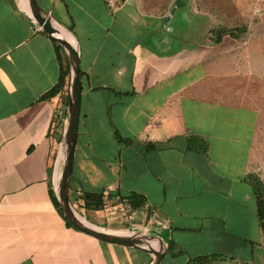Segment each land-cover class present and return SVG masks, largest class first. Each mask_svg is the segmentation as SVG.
Masks as SVG:
<instances>
[{"label":"crops","instance_id":"obj_1","mask_svg":"<svg viewBox=\"0 0 264 264\" xmlns=\"http://www.w3.org/2000/svg\"><path fill=\"white\" fill-rule=\"evenodd\" d=\"M38 2L80 56L73 205L93 216L104 209L83 208L86 193L104 194L107 210L131 208L121 199L143 196L147 223L155 215L165 228L161 264L168 255L191 256L188 264L204 256H219L214 264L264 260L257 199L247 181L260 114L226 99L220 47L195 39L193 23L181 22L184 12L172 14L177 0L165 8L153 0ZM68 66L64 90L45 98ZM71 81L69 55L24 2L0 0V264L95 262L96 251L77 243L99 240L69 227L51 198ZM142 253L144 264L155 260Z\"/></svg>","mask_w":264,"mask_h":264},{"label":"rangeland","instance_id":"obj_2","mask_svg":"<svg viewBox=\"0 0 264 264\" xmlns=\"http://www.w3.org/2000/svg\"><path fill=\"white\" fill-rule=\"evenodd\" d=\"M153 1L165 8L170 0ZM177 2L172 5V14L175 11H179V14L184 12L186 20L179 16L182 20L180 21L188 25L190 22L193 23L194 38L209 40L211 46H219V53L224 54L218 61H222L219 64V73L227 74L224 86L226 85L230 95L226 99L230 98L241 108L244 106L259 111L257 143L253 150L248 176H255L264 186V0H177ZM221 30L233 32L232 35L226 34L220 43H216L218 35L213 36L211 31ZM211 54H214L213 51ZM211 59L213 60L212 56ZM71 204L83 219L95 225L89 220L92 219L108 232L134 234L141 230L144 233L142 235L162 239L165 228L156 221L158 217L155 215L148 224V215L144 209L136 212L137 210L119 204L108 210L104 208L103 213L92 216L85 215L79 207H75L72 202ZM134 230L136 232H133ZM77 246L96 251L93 264H144L148 259L142 252L101 241H92L91 244L77 243ZM248 252V249H243L241 256L249 259ZM190 259L191 256L188 255L175 258L168 255L162 264H188ZM153 263L154 261L151 264ZM218 264L245 263L219 261ZM259 264H264V260L259 258Z\"/></svg>","mask_w":264,"mask_h":264},{"label":"water","instance_id":"obj_3","mask_svg":"<svg viewBox=\"0 0 264 264\" xmlns=\"http://www.w3.org/2000/svg\"><path fill=\"white\" fill-rule=\"evenodd\" d=\"M30 6V13L36 22L53 40L61 45L67 52L71 62V105L69 110L68 127L65 133L64 143L67 145L68 155L64 164V170L62 175V181L59 191H57V198L60 203V207L63 210L66 218L78 231L93 237L101 242L132 248L141 252L148 253L155 257L153 264H161L165 257L166 250L163 242L155 237H149L142 235L141 233L134 234H121V233H109L102 229L87 225L82 222L76 214L70 200V184L73 174V167L75 161V151L79 136V125L81 116L82 105V82H81V68H80V56L75 46H73L67 39L57 36V31L52 25L53 21L50 17L44 16L38 0H28ZM145 238H153L160 241L163 250H154L149 246L141 245L139 240Z\"/></svg>","mask_w":264,"mask_h":264},{"label":"trees","instance_id":"obj_4","mask_svg":"<svg viewBox=\"0 0 264 264\" xmlns=\"http://www.w3.org/2000/svg\"><path fill=\"white\" fill-rule=\"evenodd\" d=\"M231 30H221V31H211L213 36H217V39L215 40L216 43H220L223 39V37L226 34L232 35ZM62 46L58 44V50H62ZM70 67L68 66L66 69H63L61 71V76L59 83L55 86L53 90H51L45 98H52L57 96L59 93H61L65 86L68 83V79L70 78ZM82 76V73H81ZM118 139L120 142L126 143V144H131V140H124L118 135ZM148 148H154V145L147 147ZM247 181L251 184L253 187L254 194L257 199V213H258V218L261 226V230L264 233V186L262 182L257 179L255 176H248ZM51 198L55 204V206L58 208L59 212L61 215L65 218L67 225L71 228H74V226L69 222V220L66 218L63 210L60 207V203L58 201V198L54 192V190H51ZM82 200L84 201V206L86 210H101L105 208V199H104V194H94V193H86L82 196ZM121 202H126L127 204L130 205V207L134 210H139L143 208L146 204L145 199L143 196L133 194L129 196L128 198H122ZM171 246H168V251H170ZM219 259V256H204V257H199L193 260L191 264H209L211 262H215Z\"/></svg>","mask_w":264,"mask_h":264},{"label":"bare ground","instance_id":"obj_5","mask_svg":"<svg viewBox=\"0 0 264 264\" xmlns=\"http://www.w3.org/2000/svg\"><path fill=\"white\" fill-rule=\"evenodd\" d=\"M25 4V6L27 7V9L30 11V6H29V2L28 0H22ZM52 25L55 27L56 31H57V36L58 37H63L65 39H67L72 45L74 44L73 43V40H72V37L70 34L66 33L62 28H60L55 22L51 21ZM62 146V145H61ZM64 154V155H63ZM67 155H68V149H67V145L65 143H63V146H62V149H61V152H60V155H59V160H58V163H57V168H56V174H55V184H56V188H57V191H59V188H60V184H61V181H62V175H63V171L61 173V165H64L65 162H66V159H67ZM62 156H63V159H62ZM77 216L79 217V219L84 222L85 224L87 225H91L93 227H96L94 226L93 224L89 223L87 220L83 219L81 215H79L77 212H76ZM96 228H99V227H96ZM101 229V228H99ZM103 230V229H102ZM106 231V230H104ZM108 232V231H107ZM109 233H112V232H109ZM140 244L141 245H145V246H149L150 248L154 249V250H163V247L160 243L159 240L157 239H153V238H145L144 240H139Z\"/></svg>","mask_w":264,"mask_h":264}]
</instances>
